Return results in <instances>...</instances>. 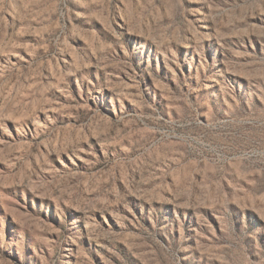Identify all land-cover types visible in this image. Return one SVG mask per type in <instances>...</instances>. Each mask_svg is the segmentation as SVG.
Returning <instances> with one entry per match:
<instances>
[{"label":"rangeland","instance_id":"1","mask_svg":"<svg viewBox=\"0 0 264 264\" xmlns=\"http://www.w3.org/2000/svg\"><path fill=\"white\" fill-rule=\"evenodd\" d=\"M0 264H264V0H0Z\"/></svg>","mask_w":264,"mask_h":264}]
</instances>
